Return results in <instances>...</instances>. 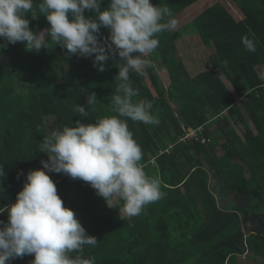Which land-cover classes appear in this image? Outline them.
<instances>
[{"label": "trees", "instance_id": "obj_1", "mask_svg": "<svg viewBox=\"0 0 264 264\" xmlns=\"http://www.w3.org/2000/svg\"><path fill=\"white\" fill-rule=\"evenodd\" d=\"M198 1L151 0L169 8L185 26L158 34L153 67L143 74L130 72L139 90L134 99L151 101L160 123L128 119V127L142 148L140 163L148 176L160 179L164 197L129 218L109 208L86 182L49 173L64 206L96 237L95 247L79 253L95 264H246V254L264 264V80L259 79L264 73V0H232L242 20L219 2L187 17ZM107 5L103 0L101 10ZM26 18L34 32L49 27L43 15ZM100 32L108 35L106 28ZM195 35L209 48L212 68L193 77L177 42ZM243 36L254 39L255 52L245 49ZM119 62L117 56L99 72L92 58L69 56L52 43L39 53L20 42L0 49V167L6 173L0 179V207L15 203L22 190L24 177L17 173L40 169L47 159L39 151L48 136L47 118L62 129L115 114L111 96L119 83ZM164 72L168 86L161 80ZM18 79L24 81L19 91ZM93 92L97 100L90 107L87 97ZM74 104L83 105L88 116L75 113ZM200 127L206 143L182 141ZM7 219L0 213V220ZM33 259L26 255L11 264Z\"/></svg>", "mask_w": 264, "mask_h": 264}, {"label": "clouds", "instance_id": "obj_2", "mask_svg": "<svg viewBox=\"0 0 264 264\" xmlns=\"http://www.w3.org/2000/svg\"><path fill=\"white\" fill-rule=\"evenodd\" d=\"M0 0V49L20 42L26 50L39 53L49 44L66 49V54L92 58L93 67L105 71V63L119 57V81L111 96L114 115L96 119L94 123L74 122L52 130L40 142L42 168L23 170L22 190L15 203L0 207L7 222L0 220V264H11L17 258L34 256L31 264H95L85 258V247H95V236L89 235L75 212L64 206L49 173L65 174L86 182L103 198L109 208L121 215L137 217L143 209L162 199L158 177H150L140 163L143 152L129 130L127 120L145 125H158L153 103L136 100L139 90L130 82V72L143 74L153 67L151 54L159 47L158 34L172 30L177 21L167 7L154 6L151 0ZM92 15L86 16L85 12ZM32 20L46 17L49 27L34 32ZM108 30L106 37L101 28ZM249 52H255L254 39L241 37ZM264 80V73L259 75ZM95 93L87 97L91 105ZM73 111L87 117L83 105L74 104ZM125 118V119H122ZM6 173L0 167V179ZM73 253H78L73 256Z\"/></svg>", "mask_w": 264, "mask_h": 264}, {"label": "rangeland", "instance_id": "obj_3", "mask_svg": "<svg viewBox=\"0 0 264 264\" xmlns=\"http://www.w3.org/2000/svg\"><path fill=\"white\" fill-rule=\"evenodd\" d=\"M222 3L228 10H230V13L236 18V19H243L244 17H242L241 13L237 11L234 3L232 2V0H200L197 3L193 4L191 8H189L186 11V16H196L197 14H200L201 12H203L204 10H206L209 6L214 5L215 3ZM197 7V8H196ZM192 17H190V19H192ZM193 22V21H192ZM185 26V24L180 21L177 22L176 25V29L177 28H181ZM177 46L179 49L180 54L183 55V59L186 60L187 65H189V68L191 70V72H202L205 70H209L210 68V64H208L209 62V57L208 54L209 53V48L207 49L206 47H202V43L200 41L199 36H193V37H186L183 38L181 40H179L177 42ZM8 61H10V54L7 56ZM196 74V73H195ZM161 76V80L163 81L164 86H168L169 85V77H168V73L164 72L162 74H160ZM24 87V81L22 79H18L17 82V90H21ZM46 124H47V128H48V135H50L52 130H56V121L53 117L51 118H47L46 119ZM239 132H242L244 129L243 127H237ZM218 152H220V154L222 153L221 148L218 149ZM212 187L214 190L215 187V180L212 179ZM216 191V190H214ZM216 195L218 196L217 192H215ZM219 198V196H218ZM251 254H246L245 256H242V260L243 262H245L246 264H262L257 260V257H253L250 256ZM17 261H21V258H17Z\"/></svg>", "mask_w": 264, "mask_h": 264}, {"label": "bare ground", "instance_id": "obj_4", "mask_svg": "<svg viewBox=\"0 0 264 264\" xmlns=\"http://www.w3.org/2000/svg\"><path fill=\"white\" fill-rule=\"evenodd\" d=\"M197 133L198 137H189L192 133ZM192 140H201L204 144L206 143V138L204 137V127H200L198 129H193L189 133L185 134L182 141H192Z\"/></svg>", "mask_w": 264, "mask_h": 264}, {"label": "crops", "instance_id": "obj_5", "mask_svg": "<svg viewBox=\"0 0 264 264\" xmlns=\"http://www.w3.org/2000/svg\"><path fill=\"white\" fill-rule=\"evenodd\" d=\"M180 56L182 57V59H183V55L182 54H180ZM208 57H209V54H208ZM183 61H184V63H185V65H186V67L188 68V70H189V73L194 77V76H196V75H198L200 72H191V70H190V68H189V65H187V62H186V60L185 59H183ZM208 64H210V69L212 68V65H211V62H210V58H209V62H208ZM206 71V70H205ZM203 72V71H202ZM218 72H219V74L222 76V74L220 73V70H218ZM196 73V74H195ZM227 85H228V87L230 88V85L227 83Z\"/></svg>", "mask_w": 264, "mask_h": 264}, {"label": "built area", "instance_id": "obj_6", "mask_svg": "<svg viewBox=\"0 0 264 264\" xmlns=\"http://www.w3.org/2000/svg\"><path fill=\"white\" fill-rule=\"evenodd\" d=\"M189 137H198V135H197V133L193 132L192 134L189 135Z\"/></svg>", "mask_w": 264, "mask_h": 264}]
</instances>
